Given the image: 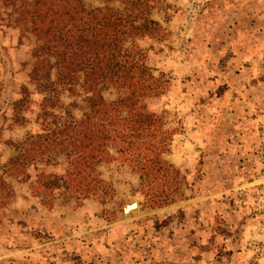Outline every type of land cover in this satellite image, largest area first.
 I'll return each instance as SVG.
<instances>
[{
	"label": "rangeland",
	"instance_id": "374dc122",
	"mask_svg": "<svg viewBox=\"0 0 264 264\" xmlns=\"http://www.w3.org/2000/svg\"><path fill=\"white\" fill-rule=\"evenodd\" d=\"M145 1L160 29L134 41L166 85L144 103L176 128L163 156L186 175L174 201L156 207L144 204L138 175L116 159L97 166L115 188L103 203L91 196L76 205L62 178L53 196L33 184L39 170L67 171L62 153L48 162L36 156L25 166L29 176L5 172L2 164L16 145L58 117L42 115L44 91L29 74L33 38H19L10 8L0 0V243L23 247L17 258L23 264H264V105L255 103L251 115L245 81L213 65L224 67L231 58L225 47L222 57L215 52V34L227 31L221 17L229 0ZM84 2L123 9L128 0ZM56 92L59 105L52 98L44 109L79 117L82 90L57 85ZM120 92L115 86L102 90L108 100ZM54 212L70 225L66 239L56 240L67 229L54 231L45 221ZM68 239L72 243L61 246Z\"/></svg>",
	"mask_w": 264,
	"mask_h": 264
},
{
	"label": "trees",
	"instance_id": "16d2710c",
	"mask_svg": "<svg viewBox=\"0 0 264 264\" xmlns=\"http://www.w3.org/2000/svg\"><path fill=\"white\" fill-rule=\"evenodd\" d=\"M6 2L19 38L34 41L29 74L44 91L42 115L58 118L42 123L45 131L28 134L21 148L16 145L15 154L2 164L5 172L26 177L30 174L25 166L36 156L48 162L62 153L67 171L39 170L33 184L53 196V188L62 178L64 190L76 205L91 196L103 203L115 188L101 177L97 166L116 159L138 175L145 205L173 202L186 179L180 168L163 156L170 151L169 141L176 128L169 127L161 113L147 110L144 103L160 96L166 81L160 73H153L134 41L160 29L148 15L147 2L128 0L123 9L88 5L84 0ZM57 85L68 86L69 91L82 90L79 117L44 109L52 98L59 105ZM108 86L121 92L108 100L102 94ZM0 183L4 185L2 180Z\"/></svg>",
	"mask_w": 264,
	"mask_h": 264
},
{
	"label": "crops",
	"instance_id": "0c3cea01",
	"mask_svg": "<svg viewBox=\"0 0 264 264\" xmlns=\"http://www.w3.org/2000/svg\"><path fill=\"white\" fill-rule=\"evenodd\" d=\"M182 4L185 5V3ZM224 6V8L227 7V13L223 14L221 20H223V26L227 28V31H223L219 35L215 34V52L219 57H222L228 49L232 53L230 60L226 62L224 67H222L223 62L220 61H215L213 65L215 68L233 71L235 75L239 76L236 78L245 81V84L249 87L247 98L248 104H250L249 112L252 115L255 110V103L258 105L261 102L264 105V0H229L225 2ZM87 202V199H85L83 205L77 209L81 212L87 210L86 207L83 208ZM135 208L137 207L132 209ZM55 209H58V207ZM59 219L60 216L57 212H54L52 217L45 218V221H51V224H54L56 227L53 229L54 231L57 228L67 229V231H64L65 235L56 238V240H63L68 238L66 235L70 236L72 233L69 232L70 225L68 224L66 227V224ZM78 232H82V230L80 229ZM84 237L79 238L82 240ZM7 242V247L12 244L14 248H6L0 243V264H23L17 258L21 256L23 252H21V249L24 248L16 247L13 242ZM59 243L61 246H68L72 243V240L68 239ZM60 244H57V246ZM30 248L32 247H26L25 249ZM31 252L28 250L26 254L32 255Z\"/></svg>",
	"mask_w": 264,
	"mask_h": 264
}]
</instances>
